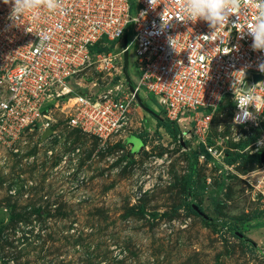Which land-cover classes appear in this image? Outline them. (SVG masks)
Masks as SVG:
<instances>
[{"label":"rangeland","instance_id":"1","mask_svg":"<svg viewBox=\"0 0 264 264\" xmlns=\"http://www.w3.org/2000/svg\"><path fill=\"white\" fill-rule=\"evenodd\" d=\"M130 6L111 52L132 40ZM126 72L119 97L138 82L133 49ZM74 82L87 90L120 84L94 67L66 80L77 89ZM142 90L125 131L105 143L70 129L56 111V123L29 131L16 153L0 146V264H264V193L254 187L264 113L259 129L236 128L225 99L208 153L185 139L184 122L176 133L160 128L152 115L163 111Z\"/></svg>","mask_w":264,"mask_h":264},{"label":"built area","instance_id":"2","mask_svg":"<svg viewBox=\"0 0 264 264\" xmlns=\"http://www.w3.org/2000/svg\"><path fill=\"white\" fill-rule=\"evenodd\" d=\"M134 1L132 40L119 52H111L105 49L116 40L117 46L129 24L130 0H61L56 11L26 12L18 26L8 19L11 6L0 0L2 148L19 151L29 131L44 132L56 123V111L64 115L70 129L105 143L125 131L129 108L142 89L152 94L167 120L189 125L182 132L185 139L196 138V144L202 143L208 153L213 148L205 140L213 115L227 98L234 127L248 132L261 127L264 72L259 65L264 52L254 51L252 37L240 34L242 25L254 20V9L241 15L240 22L232 15L228 23L213 30L206 21H187L180 0H153V6L150 0ZM39 33L51 37L44 49L36 47ZM130 49L138 82L133 91L119 97L127 90L121 79L123 57ZM90 67L120 84L114 90L96 84L87 90L74 82L77 89L85 90L78 94L66 80H75ZM255 75L261 81L255 82ZM235 76L245 91L254 87L256 107L249 105L251 116L235 103ZM241 94L237 87V98ZM256 174L254 187L264 193V166Z\"/></svg>","mask_w":264,"mask_h":264},{"label":"clouds","instance_id":"3","mask_svg":"<svg viewBox=\"0 0 264 264\" xmlns=\"http://www.w3.org/2000/svg\"><path fill=\"white\" fill-rule=\"evenodd\" d=\"M60 2L61 0H3L5 5L11 6L8 19L13 26L19 25L18 21L22 19L26 12H37L41 9L50 12L56 11L60 6ZM150 3L153 6V0H150ZM180 6L187 21H206L213 30L224 23H228L230 16L236 15L239 21L241 15L254 9V20L246 26L242 25L243 30L240 31V34L242 37L250 35L252 37V49L264 52V0H180ZM36 35L39 37V43L36 47L38 49L46 48L51 39L50 35L46 33ZM259 70L264 72V62L260 63ZM237 87H240L242 93L239 98L236 95ZM252 88L254 87H249L245 91L237 77L233 83L235 103L241 112L248 116H251V113L248 112L249 105L255 106V95L251 91ZM257 112L259 111L257 110Z\"/></svg>","mask_w":264,"mask_h":264},{"label":"trees","instance_id":"4","mask_svg":"<svg viewBox=\"0 0 264 264\" xmlns=\"http://www.w3.org/2000/svg\"><path fill=\"white\" fill-rule=\"evenodd\" d=\"M117 43V40L112 42V46L115 45ZM111 47V46H110ZM107 50H110V48H106L105 51ZM115 82H116V78H114ZM77 93L78 94H85V90H82V89H76ZM156 120V123L157 125L160 127V128H163L165 129L166 131H169L170 133H176L178 132V127H177V124L175 122H171L169 120H167L164 116V118H162L161 116H158L156 117L155 115H152ZM255 160H260V155H256L254 157Z\"/></svg>","mask_w":264,"mask_h":264},{"label":"water","instance_id":"5","mask_svg":"<svg viewBox=\"0 0 264 264\" xmlns=\"http://www.w3.org/2000/svg\"><path fill=\"white\" fill-rule=\"evenodd\" d=\"M126 44H127L126 41H124V47L126 46ZM123 58H124V66H123L124 74H125V76H126V78H127V81H128V80H129V77L127 76V73H126V70H127V68H128V54L125 53ZM254 81H255V82H257V81H261V77L255 75V76H254ZM130 90L133 91V89H132L131 86H130ZM139 102H141V101H139ZM147 112H149L150 114L152 113V112L149 111V110H147ZM152 114H153V113H152ZM156 117H158V116H156ZM260 158H261L262 161L264 160V153H262V154L260 155ZM195 210L198 212V214L202 215V213H201L198 209H195Z\"/></svg>","mask_w":264,"mask_h":264},{"label":"crops","instance_id":"6","mask_svg":"<svg viewBox=\"0 0 264 264\" xmlns=\"http://www.w3.org/2000/svg\"><path fill=\"white\" fill-rule=\"evenodd\" d=\"M112 86H114V85H112Z\"/></svg>","mask_w":264,"mask_h":264}]
</instances>
